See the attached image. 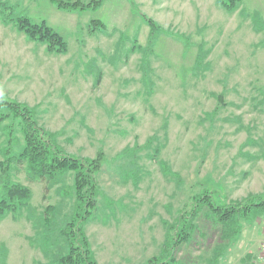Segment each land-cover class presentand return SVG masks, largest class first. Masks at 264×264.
<instances>
[{"label": "rangeland", "instance_id": "374dc122", "mask_svg": "<svg viewBox=\"0 0 264 264\" xmlns=\"http://www.w3.org/2000/svg\"><path fill=\"white\" fill-rule=\"evenodd\" d=\"M217 2L103 0L68 13L52 0H0L13 18L46 22L69 45L66 54L49 53L0 21V96L33 109L66 153L106 155L98 213L85 229L99 264L161 258L170 225L206 189L225 203L264 198V0H243L234 12ZM141 14L163 30L152 43ZM126 152L138 185L119 174L130 163ZM12 175L32 189L36 218L61 201V184L48 192L24 170ZM29 214L0 220V264L48 263ZM195 222L177 262L217 264L219 229ZM263 228L264 214L245 222L220 264L255 263Z\"/></svg>", "mask_w": 264, "mask_h": 264}, {"label": "trees", "instance_id": "16d2710c", "mask_svg": "<svg viewBox=\"0 0 264 264\" xmlns=\"http://www.w3.org/2000/svg\"><path fill=\"white\" fill-rule=\"evenodd\" d=\"M52 2L58 10L68 13L98 9L103 4V0ZM242 2L218 0L217 3L229 12H234ZM0 8V21L13 24L26 35L29 42L46 46L52 54L68 52L67 41L46 22L36 24L27 17L13 18L8 14L11 8L7 3H1ZM142 17L151 27L152 43L163 30L151 19L144 15ZM102 25L100 21L93 22L96 28ZM18 134H21V138ZM125 158H129L130 163L119 166V174L125 184L132 181L138 185L141 178L135 170V161H131L133 155L129 152ZM107 165L108 160L103 151L94 159L66 153L57 142V136L40 127L33 109L0 96V220L11 214L30 211L29 219L34 221L36 231L32 241L48 260L47 264H99L85 229L98 213L101 195L99 177ZM22 170L32 182L44 183L48 192L61 184L57 189L61 201L45 208L38 218L32 215V189L13 180L12 173ZM163 171L172 175L171 169L165 164ZM68 178L72 180L70 185L66 183ZM190 200L189 210L178 216L174 226L170 225L165 244L167 249L162 251L163 256L149 260L148 264H181L177 262L176 249L193 242L198 230L195 219L200 218L216 225L220 231V245L215 255V262L220 264L227 250L241 240L244 223L251 217L255 219V216L264 214V198L257 196L241 202L225 203L218 201L215 193L206 189Z\"/></svg>", "mask_w": 264, "mask_h": 264}, {"label": "built area", "instance_id": "2783aa9c", "mask_svg": "<svg viewBox=\"0 0 264 264\" xmlns=\"http://www.w3.org/2000/svg\"><path fill=\"white\" fill-rule=\"evenodd\" d=\"M263 237H264V229H263ZM257 264H264V238L260 244L259 257H258Z\"/></svg>", "mask_w": 264, "mask_h": 264}]
</instances>
